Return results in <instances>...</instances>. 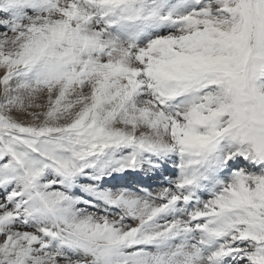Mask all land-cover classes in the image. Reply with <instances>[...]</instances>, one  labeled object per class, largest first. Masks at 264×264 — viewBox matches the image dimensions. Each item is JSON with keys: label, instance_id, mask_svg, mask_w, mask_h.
Returning a JSON list of instances; mask_svg holds the SVG:
<instances>
[{"label": "snow or ice", "instance_id": "obj_1", "mask_svg": "<svg viewBox=\"0 0 264 264\" xmlns=\"http://www.w3.org/2000/svg\"><path fill=\"white\" fill-rule=\"evenodd\" d=\"M0 264H264V0H0Z\"/></svg>", "mask_w": 264, "mask_h": 264}]
</instances>
